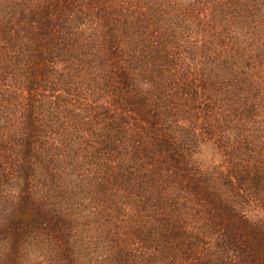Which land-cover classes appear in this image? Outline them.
Segmentation results:
<instances>
[{
	"label": "trees",
	"instance_id": "obj_1",
	"mask_svg": "<svg viewBox=\"0 0 264 264\" xmlns=\"http://www.w3.org/2000/svg\"><path fill=\"white\" fill-rule=\"evenodd\" d=\"M0 264H264V0H0Z\"/></svg>",
	"mask_w": 264,
	"mask_h": 264
}]
</instances>
